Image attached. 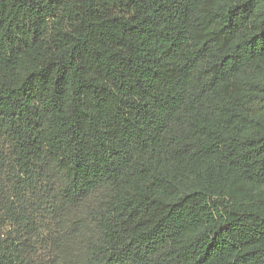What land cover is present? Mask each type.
Returning a JSON list of instances; mask_svg holds the SVG:
<instances>
[{"label": "trees", "instance_id": "obj_1", "mask_svg": "<svg viewBox=\"0 0 264 264\" xmlns=\"http://www.w3.org/2000/svg\"><path fill=\"white\" fill-rule=\"evenodd\" d=\"M0 264H264V0H0Z\"/></svg>", "mask_w": 264, "mask_h": 264}]
</instances>
